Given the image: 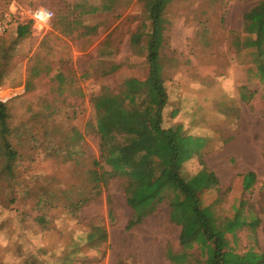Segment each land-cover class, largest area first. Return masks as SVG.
<instances>
[{
	"label": "rangeland",
	"instance_id": "rangeland-1",
	"mask_svg": "<svg viewBox=\"0 0 264 264\" xmlns=\"http://www.w3.org/2000/svg\"><path fill=\"white\" fill-rule=\"evenodd\" d=\"M84 1L88 9L106 0ZM257 1L173 0L165 12L162 48L169 93L163 125L180 124L187 133L207 140L201 155L183 160V174L196 177L204 166L217 174L220 190H209L204 197L208 202L217 199L214 208L223 221L238 207L260 219L257 227L244 226L229 235L238 252L264 251V85L249 74L248 69L255 68L252 57L237 51L239 38L245 36L243 14ZM62 2L0 0V15L15 5L20 9L0 40V99L7 104L9 139L19 153L11 176L0 155V264H24L33 257L50 264H173L168 249L182 251V218L190 207L171 211L165 200L167 183L154 191L152 202L143 204V220L127 228L133 212L125 192L129 178L119 176L102 157L89 102L96 93V82L89 79L100 78L103 69L92 62L93 52L81 57L77 69L68 66L66 71L73 70L76 77L86 73L87 94L86 98L75 91L72 94L81 97L68 101L48 82L50 39L33 36L31 25L25 36L17 34L18 24L31 23L35 9L68 6ZM130 7V0L115 4L110 24ZM132 11L120 24L127 32L135 31L146 14L143 2ZM37 41L40 50L32 54ZM139 50L137 46L136 53L127 54L129 72L101 77V83L117 92L126 76L144 77L147 63ZM35 68L42 70L40 75L31 72ZM67 102L69 107L64 106ZM96 159L101 161L99 195L94 194L89 173ZM250 170L257 181L246 190L241 174ZM88 196L90 200L78 208ZM194 251L186 263L202 264L196 261L199 251Z\"/></svg>",
	"mask_w": 264,
	"mask_h": 264
},
{
	"label": "trees",
	"instance_id": "trees-1",
	"mask_svg": "<svg viewBox=\"0 0 264 264\" xmlns=\"http://www.w3.org/2000/svg\"><path fill=\"white\" fill-rule=\"evenodd\" d=\"M108 1H104L98 7L112 10L114 4H109ZM172 1L137 0L143 2L146 11L141 24L135 31L128 32L122 29L121 22L116 27L118 36H115L114 42L122 40L125 34H131L132 54L136 53L134 48L140 46L137 53L145 55L147 63V74L144 77L133 74L126 76L120 82L119 90L115 92L109 86H105L104 82L101 83V77L129 72L130 67L125 61L127 57L120 58L119 52L107 50L99 53L98 56L93 54L90 56L94 64H99L98 68H103L100 78L96 76V79H100L98 92L94 90L96 93L89 99L90 107L92 105L95 110V130L102 142V157L119 176L129 178L125 192L133 212L127 228H132L143 220L146 214L142 210V206H145L143 204L152 202L155 199L154 191L167 183L169 188L165 200L169 203L171 211L177 212L180 208L190 207L189 214L182 218L179 237L182 251L175 252L168 249L167 254L173 264H187L189 255L195 256L194 250L199 251L196 261L202 264H264V251L250 249L238 252L231 245L229 237L235 235L244 226L257 227L260 219L248 217L243 207H238L231 218L223 221L214 208L217 199L208 202L204 197L209 190H220L217 174L206 166L196 177L185 176L182 172L183 160L193 155H201L207 143L206 138L187 133L180 124L169 127L163 125L169 93L162 48L167 27L165 12ZM30 22L28 25L18 24L19 37L26 35L33 21ZM243 23L245 36L239 38L237 51L243 54L242 57L248 55L252 57L255 68L250 67L249 74L253 73L264 85V0H258L245 11ZM46 70V73L52 72L47 66ZM31 72L38 76L42 70L35 68ZM71 72L74 71L70 70ZM83 76L85 77L86 73H83ZM64 77L69 78V76ZM53 85L58 92L60 89L71 94L75 91L83 92L78 83ZM24 89H28V84ZM8 118L7 104L0 99V155L4 158V167L11 176L14 174L13 161L19 153L9 139L11 131ZM73 131L77 130L73 128ZM202 163L204 164V161ZM93 164L95 167L89 171L90 180L94 184V194L99 195L102 191L100 186L102 177L97 167L101 165V161L96 159ZM241 176L242 185L246 190L257 181V175L252 170ZM147 190L152 192L143 196ZM89 200V196L84 197L77 203V207H81ZM24 264L50 263H44L33 257L28 258Z\"/></svg>",
	"mask_w": 264,
	"mask_h": 264
},
{
	"label": "crops",
	"instance_id": "crops-1",
	"mask_svg": "<svg viewBox=\"0 0 264 264\" xmlns=\"http://www.w3.org/2000/svg\"><path fill=\"white\" fill-rule=\"evenodd\" d=\"M65 5L68 2V6L59 7L56 11H54L55 15L50 21V24L46 29L42 32H38L32 23V35H36V37L50 39V46L47 50L49 52V58L51 64L47 65L48 69H51L50 77H49V85L58 83L60 86L66 84L74 85L78 83V86H81L83 90L81 96H84L86 93L84 80L86 78L82 74L78 77L74 76V72L70 73L66 71L68 66H73L74 68H78L81 63V57L84 56L85 53L93 52V55L98 56L99 53H103L104 51H112L119 52V57L125 56L128 57L129 54H132L131 47V34H125L122 40L118 42H114L115 36H118L116 27L119 25L121 20L129 13L133 12L132 9L136 6L137 0H130L131 7L128 11L118 17L116 15L115 18L111 20L109 12L111 10H104V8L98 7L97 9L93 8H84L87 1L84 0H62ZM121 0H109V4H118ZM15 5V4H13ZM16 6V5H15ZM114 7V6H113ZM88 10V11H87ZM84 11H87L84 12ZM95 18V20H94ZM95 21L92 24L88 23L91 21ZM24 24V23H22ZM40 50V42L37 41L34 45V50L32 54L38 52ZM129 53V54H128ZM128 54V55H127ZM130 56V55H129ZM72 74V75H70ZM64 76H69V78H65ZM92 80L96 87L94 90L99 89L100 87V79L90 78L89 81ZM25 87V86H24ZM66 90L60 89L59 92L61 94V98L67 100H77L76 98L81 96H74L70 92L66 91L65 95L62 94ZM59 94V95H60ZM87 98L86 96H84ZM69 102H67L64 106L69 107ZM69 109H72L75 112L76 108L70 106ZM79 113L81 110L78 111Z\"/></svg>",
	"mask_w": 264,
	"mask_h": 264
},
{
	"label": "built area",
	"instance_id": "built-area-1",
	"mask_svg": "<svg viewBox=\"0 0 264 264\" xmlns=\"http://www.w3.org/2000/svg\"><path fill=\"white\" fill-rule=\"evenodd\" d=\"M17 10H20L18 6L14 7L11 12L4 15H0V37L3 36L12 26L15 16L17 17ZM20 14L23 12L19 11ZM54 16V12L46 8H37L31 14V20L33 26L38 32H42L48 27L51 19Z\"/></svg>",
	"mask_w": 264,
	"mask_h": 264
}]
</instances>
